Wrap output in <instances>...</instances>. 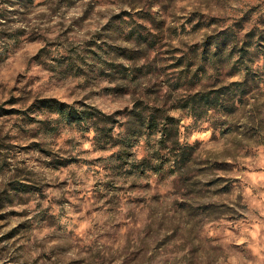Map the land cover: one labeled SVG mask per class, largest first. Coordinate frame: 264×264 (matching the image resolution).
Returning a JSON list of instances; mask_svg holds the SVG:
<instances>
[{"label": "rangeland", "instance_id": "374dc122", "mask_svg": "<svg viewBox=\"0 0 264 264\" xmlns=\"http://www.w3.org/2000/svg\"><path fill=\"white\" fill-rule=\"evenodd\" d=\"M0 264H264V0H0Z\"/></svg>", "mask_w": 264, "mask_h": 264}]
</instances>
